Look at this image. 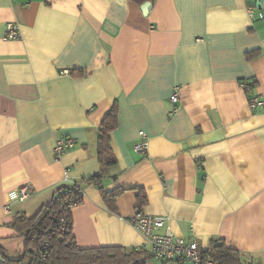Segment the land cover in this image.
<instances>
[{"label":"crops","instance_id":"1","mask_svg":"<svg viewBox=\"0 0 264 264\" xmlns=\"http://www.w3.org/2000/svg\"><path fill=\"white\" fill-rule=\"evenodd\" d=\"M150 2L144 14L131 0H0V246L7 256L25 248L11 226L15 216L32 217L48 204L67 169L78 183L100 173L99 126L117 103V164L103 190L122 192L114 212L98 186L82 185L84 200L72 211L77 246L152 254L132 223L142 190L141 211L167 218L201 251L223 240L264 264V9L251 20L247 8L258 0ZM10 23L19 40H4ZM252 51L258 56L247 59ZM252 81L262 101L256 109L246 92ZM141 131L146 156L134 151ZM61 138L77 145L56 160ZM24 184L30 196L12 201ZM147 264L191 263L152 257Z\"/></svg>","mask_w":264,"mask_h":264},{"label":"trees","instance_id":"2","mask_svg":"<svg viewBox=\"0 0 264 264\" xmlns=\"http://www.w3.org/2000/svg\"><path fill=\"white\" fill-rule=\"evenodd\" d=\"M131 1L142 6L151 0ZM258 54V51L249 52L247 59H252ZM252 84L256 86L254 81L248 83V86ZM117 125L118 105L114 103L99 126L100 173L83 179L79 183L65 182L55 190L52 200L43 205L32 217L25 213L17 214L11 226L25 238V248L18 257L11 258L0 246V253L4 259V262L0 264H147L152 259L151 252L146 249L128 250L123 247L80 249L73 235L72 211L84 200L82 185L98 186L103 191L104 200L109 209L116 212L115 198L122 191L104 192L103 183L109 168L117 164V158L111 147V133ZM139 203L140 210L147 204L146 195L142 190L139 193ZM201 258L203 264L208 261L215 264H252L240 251L227 246L223 240L213 241L206 251H202Z\"/></svg>","mask_w":264,"mask_h":264},{"label":"built area","instance_id":"3","mask_svg":"<svg viewBox=\"0 0 264 264\" xmlns=\"http://www.w3.org/2000/svg\"><path fill=\"white\" fill-rule=\"evenodd\" d=\"M50 2L51 0H46ZM259 2V1H258ZM264 9V0L261 1ZM259 8L256 5L248 6L247 10L251 20L256 19V11ZM21 38V31L16 23H10L7 27V32L4 40L12 41ZM69 71H64L68 74ZM256 86L254 84L247 86V95L251 108L256 109L262 105L261 98L256 95ZM172 104L177 105L180 101L179 93L175 90L170 98ZM140 141L135 145L134 151L137 155L146 156L148 152V138L145 132L139 133ZM77 145V141L73 138H61L55 141L53 153L56 160ZM69 170L66 171L65 180L68 184H73L74 181L69 179ZM31 194V185L24 184L16 188L10 193L12 201H24ZM76 205V204H74ZM132 223L136 230L143 235L146 242L151 246V251L155 260L160 262H189L191 264H203L201 258V249L195 240L187 241L173 233L171 227L168 226V219L162 216H146L140 209L132 219ZM164 231L162 232V230ZM206 264H215L208 261Z\"/></svg>","mask_w":264,"mask_h":264},{"label":"water","instance_id":"4","mask_svg":"<svg viewBox=\"0 0 264 264\" xmlns=\"http://www.w3.org/2000/svg\"><path fill=\"white\" fill-rule=\"evenodd\" d=\"M259 2H258V4H257V7L259 8V9H261L262 8V4H261V1L262 0H258ZM152 6H153V4H152V2H146V3H144L142 6H141V10H142V12L144 13V14H147V13H149L150 11H151V9H152ZM4 262V259H3V257H2V255H1V253H0V263H3Z\"/></svg>","mask_w":264,"mask_h":264}]
</instances>
